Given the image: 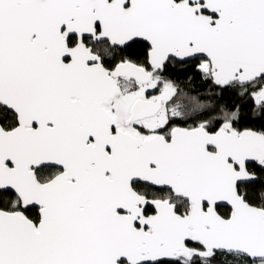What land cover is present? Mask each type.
I'll use <instances>...</instances> for the list:
<instances>
[{
	"label": "snow or ice",
	"instance_id": "1",
	"mask_svg": "<svg viewBox=\"0 0 264 264\" xmlns=\"http://www.w3.org/2000/svg\"><path fill=\"white\" fill-rule=\"evenodd\" d=\"M0 264H264V0H0Z\"/></svg>",
	"mask_w": 264,
	"mask_h": 264
},
{
	"label": "trees",
	"instance_id": "2",
	"mask_svg": "<svg viewBox=\"0 0 264 264\" xmlns=\"http://www.w3.org/2000/svg\"><path fill=\"white\" fill-rule=\"evenodd\" d=\"M193 86H196V85H193Z\"/></svg>",
	"mask_w": 264,
	"mask_h": 264
}]
</instances>
